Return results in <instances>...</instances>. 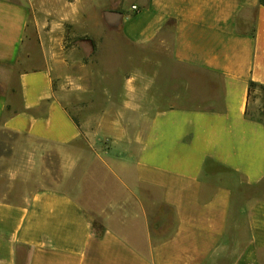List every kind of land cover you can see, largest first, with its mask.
I'll use <instances>...</instances> for the list:
<instances>
[{
    "label": "crops",
    "instance_id": "0c3cea01",
    "mask_svg": "<svg viewBox=\"0 0 264 264\" xmlns=\"http://www.w3.org/2000/svg\"><path fill=\"white\" fill-rule=\"evenodd\" d=\"M66 25L135 51L125 97L116 108L105 89L95 121L79 101L83 76L64 72L85 66L64 50ZM260 86L263 0H0V136L17 135L0 156V264H264ZM129 130L135 138L113 146L131 152L135 192L150 188L172 211L168 235L145 222L100 227L61 187L17 189L19 163L39 164L36 144L64 158L84 137Z\"/></svg>",
    "mask_w": 264,
    "mask_h": 264
},
{
    "label": "rangeland",
    "instance_id": "374dc122",
    "mask_svg": "<svg viewBox=\"0 0 264 264\" xmlns=\"http://www.w3.org/2000/svg\"><path fill=\"white\" fill-rule=\"evenodd\" d=\"M89 36L75 35L71 26L66 25L63 34V46L69 51V59L82 60L84 68L68 66L65 74H81L80 103L84 118L95 119L102 114L105 103V89L114 95L116 108L125 97V75L130 72L127 65V44L118 36L100 46ZM113 47V49L111 48ZM90 65V67H89ZM88 71L96 80L88 83ZM105 80V81H104ZM68 78L67 85L75 86ZM90 90V92H87ZM264 95V88H259ZM89 113L91 115H89ZM100 114L98 116H94ZM102 118V116L100 117ZM116 118V117H113ZM139 123L137 116L127 120L128 128L133 129ZM137 131L129 130L117 137L99 135L96 142L84 137L83 144L69 147V153L63 158L57 149L49 145H35L39 152V164L19 163L27 171L18 181L17 189L33 191L46 187H61L71 191L85 208L93 215L97 225L103 221H112L122 227L135 228L137 222H145L159 237L168 235L173 228V213L160 204V195L147 187L137 188L127 181L133 180V160L129 148L114 147L113 141L124 143L135 138ZM139 134V132H138ZM17 135L1 132L0 156H11ZM7 164H0V173ZM136 236L133 237L135 239ZM137 239V238H136Z\"/></svg>",
    "mask_w": 264,
    "mask_h": 264
},
{
    "label": "trees",
    "instance_id": "16d2710c",
    "mask_svg": "<svg viewBox=\"0 0 264 264\" xmlns=\"http://www.w3.org/2000/svg\"><path fill=\"white\" fill-rule=\"evenodd\" d=\"M263 3H264V0H263ZM259 85H257L256 83H251V88H255ZM259 88H264L263 86H260Z\"/></svg>",
    "mask_w": 264,
    "mask_h": 264
},
{
    "label": "water",
    "instance_id": "95a60500",
    "mask_svg": "<svg viewBox=\"0 0 264 264\" xmlns=\"http://www.w3.org/2000/svg\"><path fill=\"white\" fill-rule=\"evenodd\" d=\"M113 15V14H112Z\"/></svg>",
    "mask_w": 264,
    "mask_h": 264
}]
</instances>
